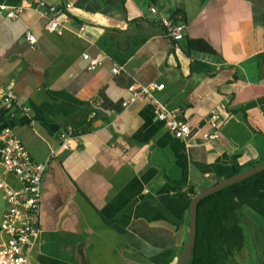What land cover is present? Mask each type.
Here are the masks:
<instances>
[{"label": "crops", "instance_id": "crops-1", "mask_svg": "<svg viewBox=\"0 0 264 264\" xmlns=\"http://www.w3.org/2000/svg\"><path fill=\"white\" fill-rule=\"evenodd\" d=\"M42 1L72 3L68 30L49 32L34 0H0L23 8L18 19L0 13V105L11 87L14 131L49 164L33 263L178 264L187 188L199 193L264 158V0ZM178 17L187 30L174 41L161 22ZM190 40L215 54L189 52ZM85 53L104 64L91 71ZM135 84L165 85L156 99L191 135L176 138L151 102L130 103ZM94 108L92 131L60 148L58 135ZM213 115L221 138L206 142Z\"/></svg>", "mask_w": 264, "mask_h": 264}, {"label": "built area", "instance_id": "built-area-1", "mask_svg": "<svg viewBox=\"0 0 264 264\" xmlns=\"http://www.w3.org/2000/svg\"><path fill=\"white\" fill-rule=\"evenodd\" d=\"M68 3L63 9L49 5L42 0H34L33 7L41 18L47 20V30L52 33H63L68 30L71 18L68 11L72 8ZM23 12L22 7L0 5V13L9 19H18ZM165 33L174 41L183 40L187 24L182 17L161 22ZM27 40L32 45L36 38L30 32ZM89 69L96 71L104 64V59L92 58L88 53L83 55ZM123 69L113 67L112 73L119 74ZM165 85L150 84L147 86L135 84L129 88L130 103L147 100L154 105L157 118L164 127L178 139H187L192 132L189 123L182 121L176 111H168L164 104L155 97L156 91H163ZM16 96L12 88L2 91V102L5 105L15 103ZM93 112L90 118L94 117ZM218 117L213 115L208 122L207 131L203 133L206 142H216L221 138L218 127ZM60 148L69 150L73 142L79 141L82 135H76L68 128L60 133ZM57 150H52L55 157ZM48 163H40L33 159L22 140L14 131L13 120H8L0 129V192L5 201V210L0 220V264H34L33 252L40 235V207L42 203V184L48 169Z\"/></svg>", "mask_w": 264, "mask_h": 264}, {"label": "trees", "instance_id": "trees-1", "mask_svg": "<svg viewBox=\"0 0 264 264\" xmlns=\"http://www.w3.org/2000/svg\"><path fill=\"white\" fill-rule=\"evenodd\" d=\"M177 15L178 13L174 18ZM187 46L189 52L215 54L214 49L204 40H190ZM14 106V103L5 106L2 102L0 105V119L3 122L13 120L11 110ZM93 112L95 116L87 121L89 115L91 116ZM97 112L95 108L91 111L87 109L82 120L77 126L73 127L76 135H84L92 131V123L98 115ZM263 162L264 158L252 164L249 169ZM241 172L234 167V175ZM178 190L182 189L179 188ZM186 193L190 197V204L185 220L187 237L182 251L188 242L190 233L191 201L197 195L193 187H188ZM244 208L250 209L264 220V171L244 181L229 185L202 199L198 211L197 241L186 264H228L230 259L242 252L246 246V234L242 226V210ZM261 264H264V261Z\"/></svg>", "mask_w": 264, "mask_h": 264}, {"label": "rangeland", "instance_id": "rangeland-1", "mask_svg": "<svg viewBox=\"0 0 264 264\" xmlns=\"http://www.w3.org/2000/svg\"><path fill=\"white\" fill-rule=\"evenodd\" d=\"M4 209L5 201L0 192V216ZM242 214L246 246L228 264H261L264 261V220L248 208H244Z\"/></svg>", "mask_w": 264, "mask_h": 264}, {"label": "water", "instance_id": "water-1", "mask_svg": "<svg viewBox=\"0 0 264 264\" xmlns=\"http://www.w3.org/2000/svg\"><path fill=\"white\" fill-rule=\"evenodd\" d=\"M264 171V162L260 163L246 171L241 172L238 175H232L221 182L209 187L208 189H205L194 197V199L191 201V207H190V233L188 242L182 251L178 264H186L188 257L190 256L193 248L195 247L197 236H198V211H199V204L202 201L203 198H205L208 195H211L215 192L220 191L221 189L232 185L237 182L244 181L258 173H261Z\"/></svg>", "mask_w": 264, "mask_h": 264}]
</instances>
